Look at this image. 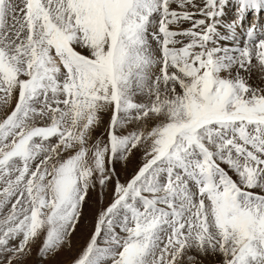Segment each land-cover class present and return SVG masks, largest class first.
Masks as SVG:
<instances>
[{
    "label": "snow or ice",
    "instance_id": "snow-or-ice-1",
    "mask_svg": "<svg viewBox=\"0 0 264 264\" xmlns=\"http://www.w3.org/2000/svg\"><path fill=\"white\" fill-rule=\"evenodd\" d=\"M82 221L67 264H264V0H0V264Z\"/></svg>",
    "mask_w": 264,
    "mask_h": 264
},
{
    "label": "rangeland",
    "instance_id": "rangeland-1",
    "mask_svg": "<svg viewBox=\"0 0 264 264\" xmlns=\"http://www.w3.org/2000/svg\"><path fill=\"white\" fill-rule=\"evenodd\" d=\"M93 214V210L88 208L86 209V220H90ZM88 238V230L83 227V221L81 222V227L76 231L73 236V248L71 252H61L58 259L63 262V264H67V261L71 259L72 255L81 247L86 239Z\"/></svg>",
    "mask_w": 264,
    "mask_h": 264
},
{
    "label": "bare ground",
    "instance_id": "bare-ground-1",
    "mask_svg": "<svg viewBox=\"0 0 264 264\" xmlns=\"http://www.w3.org/2000/svg\"><path fill=\"white\" fill-rule=\"evenodd\" d=\"M227 11V10H226Z\"/></svg>",
    "mask_w": 264,
    "mask_h": 264
}]
</instances>
